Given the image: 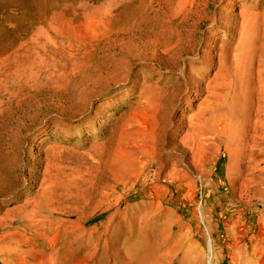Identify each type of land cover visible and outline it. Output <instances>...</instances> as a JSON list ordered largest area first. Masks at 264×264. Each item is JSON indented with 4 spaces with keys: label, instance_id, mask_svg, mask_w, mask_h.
<instances>
[{
    "label": "rangeland",
    "instance_id": "374dc122",
    "mask_svg": "<svg viewBox=\"0 0 264 264\" xmlns=\"http://www.w3.org/2000/svg\"><path fill=\"white\" fill-rule=\"evenodd\" d=\"M14 1L18 2V6L4 5L9 0H0V42L11 44L14 48L22 47L18 52L20 57L29 56L47 62L51 57L58 60L63 56L60 51L53 55L52 44L48 41L57 35L58 45L66 44V40L57 33L56 25L51 24L52 12H40L38 8L28 7L32 0ZM171 1L170 12L175 10L173 3L180 5L176 9L178 12L187 7L188 0ZM202 2L206 3L205 0L197 1L201 6L195 11L202 13L204 19L199 24H196L197 19H194L195 24L190 21L191 31H187L183 25L174 28L171 32L174 34L176 30L177 36L168 37L173 40V47L166 54L157 52L156 59L147 63L148 67L143 71L132 57L125 59L112 48L107 34L99 33L106 31L107 25L113 24L116 18L125 16L123 14L131 4L129 0L65 2L71 6L62 13L63 18L58 23L68 25L74 33L79 32L81 36L78 34L80 38H75L77 41L93 40L98 47L87 54L89 63L103 62L94 69L95 72L84 70L76 75L81 78L83 86L90 85L84 91L83 101L87 105L82 107L85 110L89 105L91 107L82 117L65 119L46 114V108L27 106L28 98L25 96L17 97L15 103L27 109L29 115H35L36 119L34 123L22 119L27 129L16 134L8 133L9 126H3L0 132V164L3 162L1 153H6L4 159L13 162L14 167L21 168L13 173L19 186L16 190L18 200L0 198V216L5 209L35 200L47 186L50 189L52 184L47 182L45 171L54 173V164L59 165L65 174L79 171L75 182L82 184L80 190L85 199V208L91 201L101 202L100 193L109 198L111 207L103 213L99 209L92 213L74 208L75 216H70L65 226H70L71 221L80 223L87 219L83 225L85 233L76 240L71 235L67 237L63 264H79L81 259L85 261L80 264H114L117 252L120 255L126 252L131 257L128 264H155L153 259L159 247L153 241L160 242L163 236L161 224L166 222L167 228L173 226L169 232L176 239L191 227L192 212L197 210L200 216L199 209L212 211L208 216L213 232L210 237L205 234L202 241L198 238L185 241L179 247L180 255L175 264H198V260L189 256L186 248L199 242L205 251L211 244L210 264H264V183H253L246 187L241 185L247 171L246 165L238 163L234 155L235 144L227 150H206V162L211 172L209 178L185 168L184 162L189 161V153L186 152L183 157L179 155L187 126L198 123L194 117L200 112L207 121L205 128H209L214 116L225 115L230 121V133L246 130L259 93L264 88V83L260 87V78L264 76L263 51L254 41L264 30V0H237L231 3V9L224 8L228 3L226 0L210 1L206 8H203ZM157 3L158 0H154L156 8ZM161 7L164 9L163 5ZM219 9L228 18V33L221 28L210 27V20L218 19ZM241 15L245 19L242 20ZM169 26L170 23L165 28L166 33ZM185 33L189 36H185ZM245 34H252L247 47L241 46L242 41L239 40ZM178 35H181L185 48L183 53L177 42ZM106 47L111 49L105 50ZM207 53L211 67L209 71L199 70L203 67L200 60ZM72 54L78 58L75 52ZM219 62L222 63L221 72L218 70ZM184 66L185 77L182 78ZM137 70L138 76L134 77ZM94 80L96 86L91 85ZM198 81L199 85L196 86ZM19 86L23 87L22 84ZM189 87L188 95L183 96ZM196 88H200L201 92L195 93ZM211 91L219 95L216 102L209 97ZM187 96L190 98L185 102ZM9 98L7 95L6 100ZM179 118L182 122L177 125ZM177 126L179 129L174 134ZM151 128L155 129L158 139L155 143L150 137L149 142L153 145L145 144L148 141L146 131ZM200 130L197 126L192 128L191 140L201 134ZM195 144V141L186 144L187 149ZM149 145L155 148V158L168 162L156 184L164 185V178L168 174L173 175L178 184L172 188L161 187L158 200L144 201L146 209H142L138 203L142 200L140 196L131 203L122 201L119 206L115 205V192L128 186L127 182H137L136 187H141L143 180L137 158L138 163H129L124 173L119 175L115 171L113 158L117 149L128 148L130 153H136ZM131 157L135 158L133 155ZM125 205L128 208L132 206L133 212L139 210L134 213L133 219H125L120 224V230L123 233L127 231L129 235L122 232L111 235L113 226L117 225L113 214L118 209L124 211ZM155 209L161 211L162 215L168 213L169 218L148 221L141 218L145 212ZM11 233L13 230L0 233V264H37L34 259L37 249L32 246L37 244L41 230L31 229L20 240L12 237ZM47 254L50 255L49 261L38 264L63 262L60 263V254H50L49 251ZM143 254L147 259L142 262L140 257ZM202 263L206 264V260Z\"/></svg>",
    "mask_w": 264,
    "mask_h": 264
},
{
    "label": "bare ground",
    "instance_id": "6f19581e",
    "mask_svg": "<svg viewBox=\"0 0 264 264\" xmlns=\"http://www.w3.org/2000/svg\"><path fill=\"white\" fill-rule=\"evenodd\" d=\"M77 1L79 0H52L50 2L47 0H32V3L27 5L28 7L38 8L37 10L40 12H43V10L44 12H52L51 24L54 23L56 25L55 29L57 30V33L59 32L61 37L66 40L65 45L62 44L59 46L57 35L48 39L52 44L53 55L58 51L63 55L59 57L58 60L55 57H51L49 61L44 62L43 60H36L29 56L20 57L18 52L22 47L14 48L11 44L0 42V132L3 126H9L8 133L16 134L22 129H27V125L22 119H26V121L29 120L32 123H34L33 121L36 119L35 115H29L27 109L22 108V106L15 103L14 100L17 97L25 96L28 98L27 106L36 109L46 108V114H55L56 116L65 119L74 118L76 116L82 117L86 111L89 110L88 107H91L89 105L86 110L82 107V105L84 107L87 105L85 100L83 101L85 95L84 91L85 88L90 85L86 84V87L85 85L83 86L81 78H78L76 75L84 70H92L95 72L94 69L100 67L103 62L95 63L93 61L92 63H89V56L87 55L91 51L97 49L98 46L93 40L85 39L77 41L76 39L80 38L78 37L80 35L79 32L74 33L68 25L63 26L58 23L63 18L62 13L71 6L65 2L74 4ZM129 1L131 4L128 6L127 11L124 12L123 15L125 16L116 18L113 24L107 25L106 31L102 32V30H99V33L103 35L107 34V39L113 44L112 48L116 49L117 53L123 58L128 59L129 57H132V60L137 63L136 65L140 66V71L145 70L148 67L147 63L156 59L155 56L157 52L160 54H166L171 47H173V45H171L173 40H169L168 37L177 36L176 30L174 31V34L171 32L174 28L182 27L183 25L187 31H191V25L189 24L190 21H192V24H195L194 19H197L196 24H199L204 19L202 13L195 11L196 8L201 6L200 3H197V1L200 0L186 1L187 7L184 8L182 12L176 10L180 7L178 3H173V8L175 10L170 12L172 10L170 9V6L172 5L171 0H158V8L154 6V0ZM205 1L206 3L202 2L204 5L203 8H206L210 1L213 3L219 2V0ZM235 1L237 0H226L228 3L223 7L231 9V3ZM4 5L18 6V2L9 0V2H6ZM162 5L164 9L161 7ZM162 11H164V13ZM197 12L199 14H196ZM241 16L242 20L245 19L243 18V15ZM228 22V18L223 14V10L219 9L218 19L212 18L210 20V27H218L221 28L222 31L228 33ZM169 23L170 26L167 30L169 32L166 33L165 28ZM184 35L189 36L188 33H185ZM251 37L252 34L243 35L239 39L242 41L241 46H249V40ZM178 38L177 42L181 45V52L183 53L185 52V48L183 46L181 35H178ZM254 41H256V44L259 43V47L262 48L264 59V30L258 34V39L254 38ZM88 43L90 44L88 45ZM88 47L89 50L86 51ZM109 49H111V47L105 48V50ZM72 52H75L78 58H76ZM210 61L209 53L205 54L200 60L203 67L198 69L209 71L211 67ZM120 64L122 63L120 62ZM218 65V70L221 72L222 63L219 62ZM31 66L34 68H31ZM106 68H109V66H106ZM185 69L186 67L184 66L182 69V78L185 77ZM105 70L107 72L111 71L110 69ZM137 76L138 70L134 72V77ZM263 83L264 76L262 75L260 78V87H262ZM19 84H22L23 87L19 86ZM91 85L96 86V80L91 81ZM195 85L198 86L199 81L196 82ZM188 90H190V87L185 90L186 93L184 92L183 96L188 95ZM262 90L263 91L259 93L256 108L251 114L250 119H248L249 121L247 122L246 130H244V132H242V130L240 132L237 130L236 133H240L238 135L229 132L228 127L230 121L225 115L214 116L209 128L204 127V124L207 121L204 119L201 112L194 117V121L198 123H190L181 139L182 145L179 155L183 157L186 152L190 154L189 161L184 162L186 169L192 171L198 176L204 175L209 178L211 172L207 166L208 162H206V150L211 148H215L217 151L222 148L227 150L233 148L232 145L235 144L234 155L237 158L238 163L246 165L247 171V176L244 177L241 185L246 187L253 183H264L263 87ZM194 92L199 93L201 92V89L196 88ZM7 95L10 97L9 100H6ZM209 97L213 102H216L219 95L214 91H211ZM189 98L190 97L187 96L184 101L188 102ZM204 99L206 100V98ZM210 99H208V101ZM61 100H65L66 102L64 103ZM199 105H201V103ZM199 105L197 106V110ZM181 122L182 119L179 118L177 125L181 124ZM195 126L201 128V134H197L195 138L191 140V135H193L192 128ZM178 129L179 126L175 128L173 133H177ZM156 136L154 128L147 130L146 137L148 138V141H146L145 144H151L149 142L150 137L153 139V142L156 143L158 141ZM192 141H195L196 144L192 148L187 149L186 144ZM151 145L148 147H142L138 152L136 151V153H130L128 148H126V150H122L121 147L117 149V153L113 158L115 171L120 175V173L126 171L129 163L130 165L132 162L138 163L139 160V167L142 171L140 172V176H142L143 180L141 187H136L137 182H127L129 184L128 186H125V188L118 193L115 192V205L119 206L122 201L131 203L140 196L142 200L138 203L141 205L142 209H146L143 203L147 200H158L160 196L159 189L161 187L172 188L178 184L176 178L171 174H168L164 178V185L156 184L159 180V174L164 167L167 166L168 162L155 158L157 153L154 146L151 147ZM5 154L1 153L3 162L0 164V198L17 201L18 195L16 194V190H18L19 186L16 184V179H14L13 173L20 171L21 168L14 167V164H12L13 162L4 159L3 156ZM131 155L135 156V158L132 159ZM136 158L138 160H136ZM153 160H156V162H153ZM53 170L54 173L45 171L47 174L46 176H48L47 182L52 184L50 189L49 186H47L42 189L35 200L24 201L22 204L12 207L11 209H5L4 214L0 216V233L13 230V233L10 235L19 240L24 233L31 229L41 230L42 234L36 239L37 244H34L36 246H32L33 249L35 247L37 249L36 256H34L37 264L49 261L50 255L47 254L48 251L50 254L53 252L60 254V263L63 260L61 263L63 264L66 256L67 237L71 235L70 237L75 239L84 235L85 229L83 228V225L85 226L87 219L80 223L71 221L70 226H65V224L69 223L68 218L70 216H75V213H73L74 208H78L80 212L88 210L92 211V213L96 209H99L103 213L111 207V204L108 203L109 198L105 194L100 193L99 198L102 201H91L87 208H85V199L80 190L82 184H77L75 182V178L78 176L79 171L75 170L71 171V174H65L66 172H62L61 167L55 164ZM129 207L130 208H128V205H125L124 211L118 209L113 214V220L117 225L113 226L111 235L122 232V230H120V224L125 221V219H133L134 213L139 212L138 209H136V212H133V209H131L132 206ZM197 212L198 211L195 210L191 213L193 216L190 220L192 224L189 230L183 235L179 234L176 239H173L169 232L173 226L167 228V225L165 224L166 222L161 224L163 226V236L160 242L153 241L155 245L159 247L156 249L157 253L153 259L155 264H175L178 255H180L178 252L181 248L179 249V247H182L185 241L188 242L190 238H198L202 241L205 234L210 237L213 229L209 222L208 214L212 213V211L199 209L200 216ZM121 215L124 216V218H122ZM169 216L168 213L162 215L161 211L159 212L155 209L145 212L141 218H146L147 221L159 218H164L166 220ZM21 217L23 218L21 222L24 223L18 225L21 224ZM48 218H50L49 221H47ZM123 234L129 235L127 231ZM6 237L7 236L5 235L4 238ZM240 237H243V233ZM211 247V244H209L208 251H205L204 247L199 242L187 246L186 250L189 256L191 255L194 260H198V264H203V260H206V264H210ZM148 257L151 259L153 258V256ZM140 258L143 262L147 259V256L146 254H143ZM130 260L131 257L126 252L122 255L117 252L114 255V264H128V261ZM84 261V259H81L78 263L80 264Z\"/></svg>",
    "mask_w": 264,
    "mask_h": 264
}]
</instances>
